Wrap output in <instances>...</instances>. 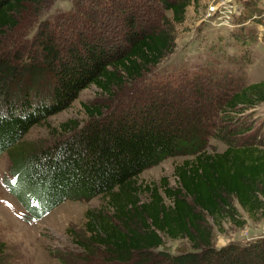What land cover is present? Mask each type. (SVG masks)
<instances>
[{
  "label": "trees",
  "instance_id": "1",
  "mask_svg": "<svg viewBox=\"0 0 264 264\" xmlns=\"http://www.w3.org/2000/svg\"><path fill=\"white\" fill-rule=\"evenodd\" d=\"M38 1L0 0V155H9L11 174L4 182L30 218L66 200L101 196L105 204L86 211L88 235L78 243L87 252L103 248L108 264H264V234L217 247L210 224L244 226L238 204L251 217L264 216V133L240 141L230 124L264 103V79L249 82L242 62L233 73L234 56L221 55L195 70L183 65L188 72L159 90L137 85L175 50L167 12L183 22L200 0H151L149 14L127 0H104L122 20L115 35L82 27L98 0L86 9L78 0L66 12L38 17L35 29L22 36L21 11ZM203 82L224 91L223 101L192 105L194 89L209 101ZM93 84L113 98L130 86L135 102L107 113L105 106L85 104L89 122L71 119L51 145L23 148L33 126L69 108ZM211 138L225 149H210ZM177 156L183 160L174 167L176 185L165 177L159 186L137 182L144 170ZM164 237L187 239L192 248L157 251ZM0 264H14L2 240Z\"/></svg>",
  "mask_w": 264,
  "mask_h": 264
},
{
  "label": "rangeland",
  "instance_id": "2",
  "mask_svg": "<svg viewBox=\"0 0 264 264\" xmlns=\"http://www.w3.org/2000/svg\"><path fill=\"white\" fill-rule=\"evenodd\" d=\"M76 1L78 0H40L35 4L26 5L21 11L24 28L19 32L25 36L30 29H35L32 27L38 17L40 21L46 16L49 19L59 12H66ZM80 1L79 7L82 9L90 6L91 0ZM127 1L141 13L149 14L152 10L151 0H140L141 3L138 4L136 0ZM91 4L96 9L89 10L84 17L85 22L82 27L92 26L95 30L104 28L107 30L105 35L117 34L122 20L118 16L115 17L113 6H109L104 0ZM58 16L56 18L60 20ZM170 16L167 12L165 26L174 30L175 50L154 70L145 74L137 82L138 86L159 90L160 85L165 84V81L174 79L175 84L183 75L179 78L176 76L183 71L188 72V69H181L183 65L185 68L187 66L195 70L199 63L226 55L234 56V62L230 65L233 73L242 62L249 82L264 79V0H200L199 3H192L187 8L183 22L176 23ZM62 34L65 36L66 31ZM12 38L14 44L18 42L17 36ZM203 83L202 93L206 94L209 101H201L196 89L193 88L194 90L190 92L191 97H188L192 105L198 100L199 104H205L204 106L208 108L210 102L215 104L223 101L224 91L210 88L207 82ZM133 93L132 88L127 86L113 98L101 92L93 84L82 90L69 108L51 115L46 124L33 126L22 140L26 143L23 148H28L31 144L37 147L51 145L57 136L62 134L58 132L61 124L71 119L77 125L89 122L91 118L85 112V104L95 103L105 106L104 111L107 113L120 108L121 105L123 107L135 102L136 95L132 98ZM237 116L238 120H232L230 123L234 127L233 134L237 139L244 141L255 137L257 140L262 137L260 134L264 133V103L245 115ZM251 127L253 130L247 132ZM209 147L220 151L225 149L226 145L220 140L211 138ZM8 156L7 153L0 155V240L6 242L10 260L14 264H108L109 255L103 248L91 246V250L87 252L78 243L88 235L85 229L86 211L102 207L105 204L103 197L96 196L90 200H66L50 212L44 213L41 218H30L24 206L5 185L4 179L11 174V162ZM182 160V156L168 157L160 164L144 170L137 177V182L141 186H159L165 177L169 186H174L176 185L174 167ZM148 196L149 193L146 191L140 195L143 201H146ZM238 208L246 219L244 226H238L227 220L218 227L210 219L215 246H223L230 241L246 242L264 234V216L251 217L239 204ZM164 240L166 243L164 248H158L157 251L166 249L174 254L182 248L189 250L192 248L187 239L164 237Z\"/></svg>",
  "mask_w": 264,
  "mask_h": 264
}]
</instances>
